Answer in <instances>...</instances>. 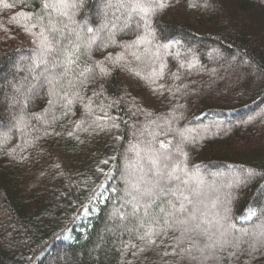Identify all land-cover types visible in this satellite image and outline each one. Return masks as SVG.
<instances>
[{"label": "trees", "instance_id": "trees-1", "mask_svg": "<svg viewBox=\"0 0 264 264\" xmlns=\"http://www.w3.org/2000/svg\"><path fill=\"white\" fill-rule=\"evenodd\" d=\"M44 2L0 3V115L9 117H0L9 129L0 137V264H264V239L254 251L247 245L264 232V0H164L147 29L139 16L128 18L127 0H73L70 23L52 18ZM50 19L63 29L53 34L57 49L76 39L73 22L92 29L62 79L56 52L47 66L25 63L40 57ZM101 27L107 33L88 48ZM145 35L151 42L137 43ZM236 56L254 71L230 62ZM45 67L55 68L56 82L32 92ZM86 67L94 78L79 75ZM160 142L199 181L192 187L207 192L198 200L219 205L207 219L229 224L221 232L234 238L215 262L197 246L204 236L181 237L163 220L153 224L164 227L154 243L140 239L147 222L141 228L137 219L143 208L131 215L138 193L128 195L124 170L130 162L140 170L137 158ZM134 145L140 155L127 162Z\"/></svg>", "mask_w": 264, "mask_h": 264}, {"label": "snow or ice", "instance_id": "snow-or-ice-1", "mask_svg": "<svg viewBox=\"0 0 264 264\" xmlns=\"http://www.w3.org/2000/svg\"><path fill=\"white\" fill-rule=\"evenodd\" d=\"M3 0H0L2 3ZM5 7H11L5 4ZM126 8L128 13V18L131 19L133 15L139 16L144 22V27L147 29L149 27V18L153 15L157 8L165 7L164 0H127L126 4L122 5ZM43 7L45 9L52 8L57 11L60 15H67V12L63 9L67 7H75V4H69V0H45ZM26 20H31V17H25ZM42 19V18H38ZM15 20V18H14ZM18 26L25 27L28 30L27 24H20L19 20H15ZM31 27H36L33 23ZM92 32V29H88ZM29 34H32L29 31ZM53 34H59L63 36V29L56 26L55 23L50 19L45 30L40 32L41 42L40 57L34 61V67H40L41 64L47 66L49 61L47 60V55L56 52L59 59L56 60L54 67H59L62 71L59 78H63V75L71 70L72 65L76 64L80 56L81 44L79 41V34L75 40H70L69 43L65 44L64 47L57 49L55 44L58 42L57 36ZM65 39H67L65 37ZM95 37H93L88 44L91 46ZM147 35L142 36L138 39L137 43H150ZM131 47V46H129ZM100 74H107V70L100 65H97ZM44 71H47L45 67ZM86 74L95 77L96 73L92 68H85L79 73L80 76H85ZM48 79L47 77H45ZM56 77L49 79L48 82L53 84ZM68 86L71 88L75 87L73 80H68ZM78 95V93L76 94ZM66 98V97H65ZM71 104L72 101L68 100ZM169 145L164 142H160L159 149L148 148L146 159L151 165V171L153 172V179L146 180L141 177V181L145 185L141 187V183H131L130 188L132 191L138 193L137 196H132V200L128 203L132 204L133 211L132 216L136 214L143 208L144 217H137L140 227L144 228L147 222V227L140 239H148L149 242L154 243L151 239L153 236H159L164 232V227L159 230L153 227V224L160 225L161 220H163L164 226L167 228H172L173 230L181 231V237H184L186 233L196 232L198 235L204 236L207 240L211 241L214 233L211 232V225L213 221L207 219V213L203 212L200 207V202L193 199L199 195V188L192 187V183L199 184V181L195 178L193 174H189L185 169L181 168L180 163L173 160V156L168 152ZM163 150V151H162ZM177 152L180 155H184L181 149L177 148ZM137 155L140 153L137 151ZM183 172V177L180 173ZM132 191L128 195H132ZM155 206L159 209L156 213H150L149 209ZM151 217L150 219H147ZM216 224L220 222L215 221ZM208 225V227H203ZM180 226V227H178ZM225 235L221 233V236ZM182 242V241H181ZM228 243V241H224ZM217 246L223 249V244L219 240L214 243H209L205 245V248L215 249ZM202 251V250H201ZM195 259V257H192ZM205 259H218V257L206 256Z\"/></svg>", "mask_w": 264, "mask_h": 264}, {"label": "rangeland", "instance_id": "rangeland-1", "mask_svg": "<svg viewBox=\"0 0 264 264\" xmlns=\"http://www.w3.org/2000/svg\"><path fill=\"white\" fill-rule=\"evenodd\" d=\"M103 2L105 1V0H102ZM74 2H73V0H69V4L71 5V4H73ZM109 3H110V1H109ZM75 4V3H74ZM106 4H107V1H106ZM100 5H101V3H100ZM76 6V5H75ZM71 8H73V7H67V8H65V10L64 11H66V9H67V11L66 12H70V10H71ZM52 9V8H51ZM53 11H52V18H53V16L54 17H59V18H65V19H67V21H69V23H70V19L68 18V13H67V15H64V16H62V15H60L57 11H55L54 9H52ZM96 13H97V15L98 16H101V17H103V16H105L104 14H106V13H104L103 12V9L101 8H97V11H96ZM107 14L110 16V14L111 13H109V12H107ZM121 20V19H120ZM127 20V19H126ZM54 23V22H53ZM71 26L72 27H74L73 28V30H75V34H73V36H75V37H77V34H79V41H81L83 44H84V41H85V39L86 38H84L85 37V35L83 34V33H85L87 36H88V34H89V31H88V29L86 28V27H84L83 25H81V26H79V25H77L76 23H72L71 24ZM60 29H62V28H60ZM119 30H121V28H118V29H116V31H114V33L115 32H118ZM103 32H105V33H107V31L105 30V27H101L96 33V36H95V40H94V42L93 43H91V46L95 43V42H97L98 40H101V39H103V37H102V33ZM113 33H111L110 34V36L112 35ZM90 35V34H89ZM86 36V37H87ZM89 37V36H88ZM94 36H90V39L88 40V42H87V47H88V44H89V41L93 38ZM91 46L90 47H88V48H91ZM166 47H163L162 48V50L164 51V49H165ZM149 50H147L146 52H148ZM35 53H37V51H35ZM54 53V52H53ZM38 55L40 56L41 55V53L40 52H38ZM37 57V56H36ZM33 58H34V56H32L31 55V57H29L28 59H27V61H25V63H26V67L27 68H30V63L33 65V63L34 62H32L33 61ZM238 60L239 61H241L243 64H242V66H243V69L244 70H246V71H254V66L252 65V63H251V61H249V60H246L245 58H243V57H238V56H236L235 58H233V59H231L230 60V62H232L233 64H236L237 65V62H238ZM235 65V66H236ZM55 68H53V69H51V71H52V73H46L45 71H41V72H37V75H36V80H37V82H39V84L37 83V84H35L33 87H32V92H38L37 90H38V85H40V83H43V84H45V85H47V86H52L55 82H56V80H57V78L54 80V82H53V84H50L49 82H48V80L49 79H53V77H56V75H55ZM251 76H253V72L251 73ZM4 77V76H3ZM45 77H47L48 79H46ZM257 78V77H256ZM256 78H255V80H256ZM256 81H258V80H256ZM57 84V83H56ZM21 91H22V88L20 89ZM15 105V103L12 101L11 103L9 102V101H7V106L6 107H8L9 108V106H14ZM8 111H9V109H8ZM0 117H3V119L7 122V123H9V121H8V116L7 115H0ZM15 123H16V125H17V122H16V120H15ZM9 130V129H8ZM7 129H5V128H3V129H0V137L1 138H4V136H6L7 135V131H8ZM135 144V143H134ZM137 146H135L134 145V149H132L131 151H130V153L128 154V156H127V162H130L131 161V159L129 158L131 155H137ZM142 156V155H141ZM141 156H139L138 158H137V161L139 162V163H137V167H140V170L138 169V170H136V171H134V170H131L130 169V165H131V162H130V164L129 163H127V166H126V168H125V170H124V173H125V177H127L126 176V174L128 175V177L127 178H125V180H128V181H130V183H137V182H141V184H143V182L141 181V177H143L144 179H145V175H147V173H149L150 172V170H149V168H147V166H146V158L144 157V156H142L143 158H141ZM141 166H143L142 168H141ZM130 191H132V189L130 190ZM132 192H134V191H132ZM207 192L206 191H204V190H200L199 189V195L198 196H196V197H194V199L196 200V201H199L198 200V198H201V197H203V196H205V195H207L206 194ZM96 201V200H95ZM200 202V201H199ZM98 203V201H96L95 202V204H97ZM217 206V207H216ZM200 207H201V210L203 211V212H214V211H216V209L219 207V205H214V203H201L200 202ZM210 221H213V223L216 221V220H210ZM220 223L219 224H217L218 225V228L216 229V232L217 233H223V232H221L222 230H225L226 228H228L229 227V224L228 223H224V222H222V221H219ZM204 227H208V225H204ZM225 235H223V236H217L216 238H215V240H219L220 242H221V244H223V249L221 250V248L219 247V246H217L215 249H207V248H205L204 250L202 249V254H203V256H213V257H218L219 258V256L221 255V253L223 252V251H225V246H226V243H224V241L227 239V241L228 240H231L232 238H234V236H233V233L231 232V231H228V232H225L224 233ZM250 240L247 242V245L254 251V250H256L257 249V247H259V245L261 244V242H262V240L264 239V232H262L261 234H259L258 236H251L250 238H249ZM213 240V239H212ZM211 240V241H212ZM215 240H213V241H215ZM211 241H207V242H204V243H201V244H198L197 246L200 248H203L206 244H208V243H211ZM212 241V242H213ZM242 242V241H241ZM194 244V243H193ZM188 246L190 247L191 245L190 244H188ZM215 260L216 259H211V261H209L210 263H212V262H215Z\"/></svg>", "mask_w": 264, "mask_h": 264}]
</instances>
